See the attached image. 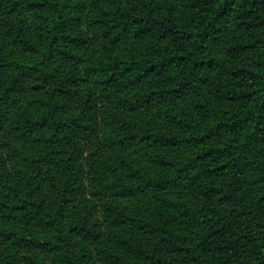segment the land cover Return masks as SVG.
Segmentation results:
<instances>
[{
  "label": "trees",
  "instance_id": "obj_1",
  "mask_svg": "<svg viewBox=\"0 0 264 264\" xmlns=\"http://www.w3.org/2000/svg\"><path fill=\"white\" fill-rule=\"evenodd\" d=\"M0 264H264V0H0Z\"/></svg>",
  "mask_w": 264,
  "mask_h": 264
}]
</instances>
